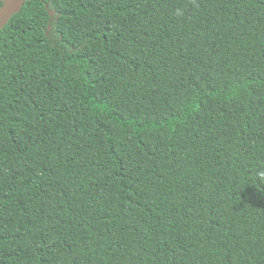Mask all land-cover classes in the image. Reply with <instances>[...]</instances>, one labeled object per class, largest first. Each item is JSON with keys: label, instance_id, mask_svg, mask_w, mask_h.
Returning <instances> with one entry per match:
<instances>
[{"label": "trees", "instance_id": "trees-1", "mask_svg": "<svg viewBox=\"0 0 264 264\" xmlns=\"http://www.w3.org/2000/svg\"><path fill=\"white\" fill-rule=\"evenodd\" d=\"M0 264H264V0H24Z\"/></svg>", "mask_w": 264, "mask_h": 264}, {"label": "water", "instance_id": "water-1", "mask_svg": "<svg viewBox=\"0 0 264 264\" xmlns=\"http://www.w3.org/2000/svg\"><path fill=\"white\" fill-rule=\"evenodd\" d=\"M24 0H7L0 8V31L23 6Z\"/></svg>", "mask_w": 264, "mask_h": 264}]
</instances>
